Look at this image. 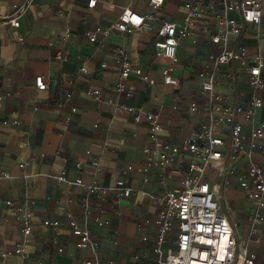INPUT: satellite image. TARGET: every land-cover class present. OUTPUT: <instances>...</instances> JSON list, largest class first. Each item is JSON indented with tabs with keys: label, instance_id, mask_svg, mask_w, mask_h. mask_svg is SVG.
<instances>
[{
	"label": "crops",
	"instance_id": "obj_1",
	"mask_svg": "<svg viewBox=\"0 0 264 264\" xmlns=\"http://www.w3.org/2000/svg\"><path fill=\"white\" fill-rule=\"evenodd\" d=\"M148 1L97 0L89 9L86 0H0V174H8L0 177V250L6 251L0 264H83L86 260L158 264L162 260L163 255L153 250L156 226L144 219L153 218L157 211L154 197L179 185L188 156H173L162 173L149 163L151 154L144 148L154 144L148 136L147 116L158 114L161 138L172 144L191 136L206 119L207 99L200 93L199 73L209 71V56L217 51L210 40L214 22L196 18L191 27L197 42L179 41L172 70L176 86L163 82L161 70L170 60L156 54L154 43L164 21L185 25L188 5L204 7L213 2L217 10L220 6L218 0H165L154 10ZM14 4L25 6L17 27L8 21ZM124 8L150 14V26L130 34L118 30L115 22ZM227 14L240 21L238 12ZM89 33L95 34V41L89 40ZM228 45L264 56V6L261 21L231 34ZM114 47L125 48L131 64L142 72L126 80L128 95L111 91L118 67ZM39 74L44 76V90L34 84ZM246 79L239 63L225 64L216 74L215 90L228 104L245 106L251 97L262 100L244 124L248 131L264 121V87L253 89ZM90 89L99 93L88 94ZM191 101L197 102V112L189 110ZM138 113L140 120L135 121ZM222 164L232 184L224 186L221 177L215 181L212 175L219 210L234 224L236 236L242 228L237 237L256 254L255 264H264V223L254 221L258 210L237 182L249 164L264 171V150ZM140 165L147 171H139ZM61 172L64 180L57 178ZM76 178L82 184L74 183ZM117 180L125 181L129 196L115 188ZM92 184L98 188L90 192ZM26 212L31 214L28 235L22 230ZM67 214L89 230L95 248L75 246L77 238Z\"/></svg>",
	"mask_w": 264,
	"mask_h": 264
},
{
	"label": "built area",
	"instance_id": "obj_2",
	"mask_svg": "<svg viewBox=\"0 0 264 264\" xmlns=\"http://www.w3.org/2000/svg\"><path fill=\"white\" fill-rule=\"evenodd\" d=\"M29 1V0H28ZM165 0H149L152 9H158ZM215 1V0H211ZM220 9H216L212 2L206 6L188 5V14L185 25L178 26L173 21H164L158 30V39L155 41L156 54L170 60V64L161 70L163 82L176 86L178 79L172 75L173 65L178 61L177 46L181 39H189L195 43L198 40L191 25L195 19L206 17L214 22V32L210 35L211 42L217 46V51L209 56V71L200 72L202 78L200 93L207 99L205 110L206 119L200 127L189 137L178 144H172L161 138L163 126L159 122L157 113L147 116L149 129L148 136L153 142V148H144V152L151 154L149 163L161 171L165 170L176 155H186L184 175L179 185L172 191L153 201L157 211L153 218H145L144 223H152L155 229L154 252L163 255L158 264H255L256 254L249 251L246 245L239 242L235 234V226L228 217L221 213L216 200L218 193L215 181L223 176L225 167L222 160H236L250 151L264 150V121L244 130V124L249 121L254 111L262 106V100L251 97L245 106L228 104L225 96L215 90V77L219 69L228 63L237 62L246 71V80L253 89H262L263 58L259 53L249 55L246 47H229L231 34H239L246 24H258L262 18L264 0H218ZM97 0H86L87 8L95 7ZM25 6H12L9 22L18 26L17 18L23 14ZM229 11L239 13L240 21L228 16ZM150 14H140L129 8L119 13L115 27L128 34L142 27H149ZM89 40L95 41V34L89 33ZM21 39V38H20ZM113 59L117 64V76L111 86L115 93L130 94L126 87V80L130 75H141V69L131 64L128 52L123 47L112 49ZM101 63V67H105ZM86 72L85 67H81ZM147 79L146 76H143ZM34 84L38 90H44L46 83L44 76L34 77ZM88 94L97 95L99 90L90 89ZM69 95L67 94V97ZM176 107V106H174ZM75 110L74 107L71 108ZM189 110L197 112L196 101L189 103ZM240 118L242 121H240ZM134 120H140V114L134 115ZM6 123V121H4ZM96 165V162H92ZM80 166L79 163L76 164ZM132 166H128L131 169ZM139 171H147V166L140 165ZM7 177L2 173L0 177ZM64 180V172L57 176ZM238 186L243 189L247 198L252 201L258 210L254 214V221L264 223V171L255 164H249L247 169L237 177ZM82 184L80 178L74 180ZM218 183V181H217ZM89 191L98 188L90 185ZM115 188L124 196H129L130 189L124 180H117ZM6 205L12 206V201L6 200ZM30 213H24L23 234L31 232ZM71 233L77 238L75 246L95 248L97 243L90 237L87 228L79 226L74 218L67 214ZM98 224L102 222L97 218ZM52 224V222H50ZM147 237H142L146 240ZM6 251L0 250V259H4ZM83 264H98L96 261L86 260Z\"/></svg>",
	"mask_w": 264,
	"mask_h": 264
},
{
	"label": "rangeland",
	"instance_id": "obj_3",
	"mask_svg": "<svg viewBox=\"0 0 264 264\" xmlns=\"http://www.w3.org/2000/svg\"><path fill=\"white\" fill-rule=\"evenodd\" d=\"M161 16L165 18V15H161ZM218 79H219V77L216 78V80H218ZM220 179L223 181L222 183H223L224 186H228V185L232 184V181L229 178L228 169H225V171L223 173V176ZM222 194H223L222 195V205L225 208L226 207V196H225L224 192H222ZM242 233H243L242 228H239L237 236L239 237V235H242Z\"/></svg>",
	"mask_w": 264,
	"mask_h": 264
}]
</instances>
